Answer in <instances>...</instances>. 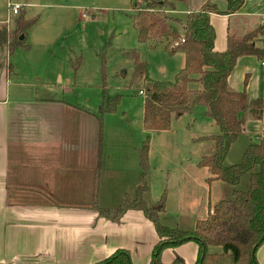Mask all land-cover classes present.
I'll return each instance as SVG.
<instances>
[{
    "label": "crops",
    "instance_id": "crops-1",
    "mask_svg": "<svg viewBox=\"0 0 264 264\" xmlns=\"http://www.w3.org/2000/svg\"><path fill=\"white\" fill-rule=\"evenodd\" d=\"M210 1L225 7V2ZM13 2L21 4L18 13L25 17L27 2ZM263 20L264 0H244L231 15L211 13L214 48H226L231 25L236 30L250 29ZM1 24L0 28L6 23ZM7 64L5 72L0 66V264H92L120 248L129 251L132 264H149L160 240L153 222L133 208L119 221L100 213L136 191L140 165L133 153L138 148L127 143L125 133L130 132L106 135L100 131L95 111L65 98H39L35 107L8 98L4 83L16 72L12 63ZM58 81L63 91L72 86L60 76ZM228 84L233 90L244 87L251 100L263 97L264 60L240 56ZM95 120L97 131H93ZM244 131L254 133L255 138L264 131V110L261 118L246 119ZM211 207L208 204V211ZM198 249L196 241L187 240L164 248L160 261L169 264L178 256L193 264ZM255 257L258 264H264V241L256 248Z\"/></svg>",
    "mask_w": 264,
    "mask_h": 264
},
{
    "label": "rangeland",
    "instance_id": "rangeland-1",
    "mask_svg": "<svg viewBox=\"0 0 264 264\" xmlns=\"http://www.w3.org/2000/svg\"><path fill=\"white\" fill-rule=\"evenodd\" d=\"M8 1L0 0V25L6 23L3 26L11 28L15 15L10 14ZM20 1L27 2L25 18L36 20L27 29L28 49L16 48L9 56L4 48L0 49V66H4V72L8 70L7 61L16 72H11L4 83L5 95L23 101L28 107H35L39 98H65L90 107L101 118L106 135L129 131L130 136L125 133L129 138L127 143L135 144L136 148L148 136L149 167L143 198L152 207L163 200L165 209L157 217L160 224L192 230L195 221L208 214V204L213 206L221 199L231 198L234 187L246 188L247 175L242 176L236 186L222 180L207 181L210 173L199 161L214 152L212 137L220 133V128L204 113L203 107L173 116L166 130L148 132L143 129V96L137 92V86L130 85L133 62L126 51H138L141 59L149 64V77L163 81L174 80L184 64V53L179 50L169 53L165 41L155 44L138 41L132 17L136 11L133 0ZM199 1L179 4L167 13L170 17L184 19L187 10H195ZM170 23L177 32L183 33L181 23L176 20ZM236 28L231 25L232 31L247 30ZM74 63H78L75 68ZM102 69L107 74L105 83ZM59 76L72 86L63 91ZM116 94L120 95L116 110L109 111L107 98ZM32 110L35 109L30 108ZM93 131H97L96 120ZM260 134L264 136V131ZM251 142H256L255 134L243 131L231 144L224 164L238 162ZM133 153L138 164V149ZM138 184L136 173V188Z\"/></svg>",
    "mask_w": 264,
    "mask_h": 264
},
{
    "label": "trees",
    "instance_id": "trees-1",
    "mask_svg": "<svg viewBox=\"0 0 264 264\" xmlns=\"http://www.w3.org/2000/svg\"><path fill=\"white\" fill-rule=\"evenodd\" d=\"M189 0H133L136 8L133 25L140 43L165 41L169 53L177 50L184 53V64L172 81L149 77V64L141 59L138 51H126L133 62L130 85L138 87L143 96L142 127L148 132H159L170 128L171 118L184 113H192L203 107L220 128L213 135L214 152L203 156L199 165L210 175L207 181L219 179L233 186L247 175L245 189L234 187L232 197L215 203L204 218L195 221L192 230L168 227L158 222V214L164 211L163 200L157 207L147 204L143 198L147 190L149 139L138 148L139 184L133 195H125L121 204L113 208L101 209L100 213L119 221L127 209L141 210L153 222L160 240L152 250L149 264H163L160 253L166 247L179 245L187 240L198 243V257L193 264H258L255 251L264 241V136L256 135V142L249 143L238 162L225 165L224 160L231 144L244 131L248 117H262L264 96L251 100L243 87L230 89L228 76L243 55H253L264 60V25L258 24L244 32L228 28L226 48H214L215 30L210 22V14L231 15L239 11L244 0H224L221 9L216 2L206 0L199 8L189 10L184 19L170 17L167 11L175 10L179 4ZM13 28H0V48L12 53L16 48L28 49L27 29L35 18L26 19L23 13L14 14ZM170 20L183 26V33L177 32ZM23 34V39L19 35ZM78 63L72 64L75 68ZM107 76L102 69L103 82ZM105 83V82H104ZM246 83V80L244 84ZM104 87V84H102ZM108 99L107 110H116L120 95ZM100 118V131L102 129ZM210 247L213 248L210 250ZM219 248V250L215 249ZM92 264H132L127 249H116L108 257ZM169 264H186L176 256Z\"/></svg>",
    "mask_w": 264,
    "mask_h": 264
},
{
    "label": "built area",
    "instance_id": "built-area-1",
    "mask_svg": "<svg viewBox=\"0 0 264 264\" xmlns=\"http://www.w3.org/2000/svg\"><path fill=\"white\" fill-rule=\"evenodd\" d=\"M8 5H9L10 14H16L21 7V4L17 2H9ZM263 24H264V20H263Z\"/></svg>",
    "mask_w": 264,
    "mask_h": 264
},
{
    "label": "water",
    "instance_id": "water-1",
    "mask_svg": "<svg viewBox=\"0 0 264 264\" xmlns=\"http://www.w3.org/2000/svg\"><path fill=\"white\" fill-rule=\"evenodd\" d=\"M22 36H23V35H20V37H19V38H22Z\"/></svg>",
    "mask_w": 264,
    "mask_h": 264
}]
</instances>
